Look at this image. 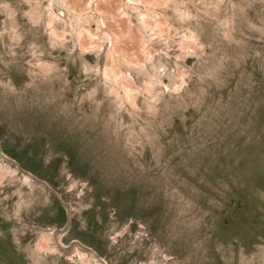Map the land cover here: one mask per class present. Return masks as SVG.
<instances>
[{"label": "rangeland", "instance_id": "rangeland-1", "mask_svg": "<svg viewBox=\"0 0 264 264\" xmlns=\"http://www.w3.org/2000/svg\"><path fill=\"white\" fill-rule=\"evenodd\" d=\"M0 147V264H264V0H0Z\"/></svg>", "mask_w": 264, "mask_h": 264}, {"label": "water", "instance_id": "water-1", "mask_svg": "<svg viewBox=\"0 0 264 264\" xmlns=\"http://www.w3.org/2000/svg\"><path fill=\"white\" fill-rule=\"evenodd\" d=\"M0 158L1 159H4V160H7V161H9L8 160V158L7 157H5L3 154H2V152H1V147H0ZM18 169L19 170H21V168L20 167H18ZM23 172V171H22ZM27 176H29V174H26ZM37 182H39V183H41V184H44L45 185V183L44 182H42V181H40V180H38V179H35ZM50 191L51 192H53L54 193V191L52 190V189H50ZM60 201V203L64 206V203L61 201V200H59ZM69 219L67 220V224H66V226L65 227H63V229L62 230H54L53 231V238H55V233H57V232H61V233H65V232H67V230H68V226H69ZM54 243L56 244V246H57V248L59 249V250H61L63 253H69L71 250H72V248L74 247V245H78L79 246V244L78 243H72V245L69 247V248H64V247H62L61 245H59V244H57L56 243V240L54 241ZM85 251H87V252H89V253H92L93 254V256H94V258H95V260L97 261V263H99V264H105V262H104V260L102 259V258H100L99 256H97V255H95V253L93 252V251H91L90 249H88V248H83Z\"/></svg>", "mask_w": 264, "mask_h": 264}, {"label": "bare ground", "instance_id": "bare-ground-1", "mask_svg": "<svg viewBox=\"0 0 264 264\" xmlns=\"http://www.w3.org/2000/svg\"><path fill=\"white\" fill-rule=\"evenodd\" d=\"M24 179H25V180H29L30 177L26 175ZM58 233H59V232L55 233V236H56ZM50 237L53 238V231H50V236H49V238H50ZM56 243L59 244L58 241H56ZM59 245H60V244H59ZM56 247H57L56 244H54L53 246L48 247V246H47V241H46V239H43V238H42V239L37 243V245H36L37 250H40V251H56ZM71 251H72V252H71L70 255L80 253V250L78 249V245H74V247L72 248ZM90 255L92 256V258H94V256H93L92 253H90ZM94 259H95V258H94ZM95 261H96V260H95ZM96 262H97V261H96ZM98 264H99V263H98Z\"/></svg>", "mask_w": 264, "mask_h": 264}]
</instances>
